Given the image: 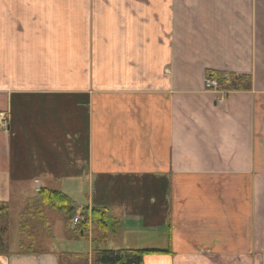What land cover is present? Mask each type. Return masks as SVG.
<instances>
[{"label": "crops", "instance_id": "0c3cea01", "mask_svg": "<svg viewBox=\"0 0 264 264\" xmlns=\"http://www.w3.org/2000/svg\"><path fill=\"white\" fill-rule=\"evenodd\" d=\"M214 70L251 88L206 90ZM0 113V202L12 205V160L34 141L37 164L92 179L79 204L117 223L92 233L99 247L168 250L144 264H264V0H0ZM37 186L17 201L54 189ZM57 234L48 253L0 264L83 251L84 236L71 250Z\"/></svg>", "mask_w": 264, "mask_h": 264}, {"label": "trees", "instance_id": "16d2710c", "mask_svg": "<svg viewBox=\"0 0 264 264\" xmlns=\"http://www.w3.org/2000/svg\"><path fill=\"white\" fill-rule=\"evenodd\" d=\"M207 74L212 75L217 80L218 88L224 91H244L251 88V76L249 74L216 70ZM46 210L61 216L65 240L75 241L84 235L86 236V224L69 226L71 217L74 214L72 200L58 190L41 187L36 196L27 198L25 205L17 214L19 238L16 252L9 250L7 240L10 225V205L9 202H0V255L48 253L47 243L53 237L51 234V218ZM91 215L94 230L98 233L102 234L105 229L107 230L109 224L111 226L117 224L108 220L107 213L103 208H92ZM99 242H101V238L92 237L90 253L65 250L56 252L57 264H144L143 259L147 252H168V250L128 248L106 249L99 247Z\"/></svg>", "mask_w": 264, "mask_h": 264}, {"label": "rangeland", "instance_id": "374dc122", "mask_svg": "<svg viewBox=\"0 0 264 264\" xmlns=\"http://www.w3.org/2000/svg\"><path fill=\"white\" fill-rule=\"evenodd\" d=\"M27 96H32L35 100H45L46 96L43 94H30ZM61 95H57V98L61 100ZM27 109L26 111L30 112H36L37 111V103L26 105ZM24 113V109L22 111ZM86 113V108L79 109L77 113L76 120L73 123V128L76 127V129L79 131V124L84 119ZM79 145V141H78ZM26 147L28 149H37L38 145L34 144V141L28 143L26 145H22V147ZM14 147H18V142L15 141ZM24 148L23 154H21L22 157L19 158H13L12 160V177H11V197H12V205H10V225L9 230L7 233V240L9 244V250H14L18 248V217L17 213L20 212L22 207L25 205L27 198L25 199H19L17 201V193L20 191H26L30 192L33 191V189L36 186V183L39 182L42 186L50 187L54 189L61 190L65 194H67L70 199L73 201L74 206V212L78 213L80 211H84L87 207L81 206L79 204V201L85 200L87 202L88 197L91 196V188L90 184L92 182V179L89 178L85 173H82L79 166L77 168V171L74 172V170L69 166H63L61 168V171H56V167H53L51 165L43 166L40 163L35 162V158L31 157L29 158L28 155L25 153L29 152L28 149ZM0 166H4L7 162V155L0 154ZM53 161H61L60 159H51ZM36 180V181H35ZM78 187V190H75ZM80 187V188H79ZM96 190V186H95ZM33 193V192H32ZM90 194V195H89ZM27 195V194H26ZM86 205V204H85ZM48 214L50 215L52 227L54 222V227H59L62 225L61 220L55 219L57 218L58 214L55 212H52L50 210H46ZM51 224V223H50ZM71 225V223H69ZM51 227V234L52 232ZM58 235H55L56 239H54V242L56 244L63 245L64 247H67L68 249H75V245H71L74 243L67 242L64 238L58 239ZM161 236L158 237H152V247H161ZM50 242V240H48ZM87 238L83 237L82 241L79 244V249L85 251L89 248L90 243L87 242ZM102 245H104L107 248L116 249L118 247L115 244V241L112 239L106 240ZM148 245V244H143Z\"/></svg>", "mask_w": 264, "mask_h": 264}, {"label": "built area", "instance_id": "2783aa9c", "mask_svg": "<svg viewBox=\"0 0 264 264\" xmlns=\"http://www.w3.org/2000/svg\"><path fill=\"white\" fill-rule=\"evenodd\" d=\"M206 85L207 86H209V85H215V82L214 81H209ZM74 221H77V218H74Z\"/></svg>", "mask_w": 264, "mask_h": 264}]
</instances>
